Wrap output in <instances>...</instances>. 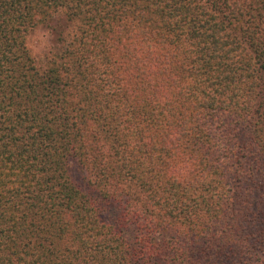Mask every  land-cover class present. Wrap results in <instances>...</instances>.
I'll list each match as a JSON object with an SVG mask.
<instances>
[{
	"label": "trees",
	"instance_id": "16d2710c",
	"mask_svg": "<svg viewBox=\"0 0 264 264\" xmlns=\"http://www.w3.org/2000/svg\"><path fill=\"white\" fill-rule=\"evenodd\" d=\"M0 264H264V0H0Z\"/></svg>",
	"mask_w": 264,
	"mask_h": 264
},
{
	"label": "rangeland",
	"instance_id": "374dc122",
	"mask_svg": "<svg viewBox=\"0 0 264 264\" xmlns=\"http://www.w3.org/2000/svg\"><path fill=\"white\" fill-rule=\"evenodd\" d=\"M53 44L54 36L52 35L51 30L46 27L28 37V46L31 54L42 64L45 61L43 56L47 53L48 49L53 46Z\"/></svg>",
	"mask_w": 264,
	"mask_h": 264
}]
</instances>
